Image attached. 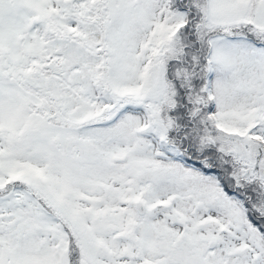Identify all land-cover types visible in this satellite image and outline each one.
I'll return each instance as SVG.
<instances>
[{
	"label": "snow or ice",
	"instance_id": "obj_1",
	"mask_svg": "<svg viewBox=\"0 0 264 264\" xmlns=\"http://www.w3.org/2000/svg\"><path fill=\"white\" fill-rule=\"evenodd\" d=\"M0 264H264V0H0Z\"/></svg>",
	"mask_w": 264,
	"mask_h": 264
}]
</instances>
